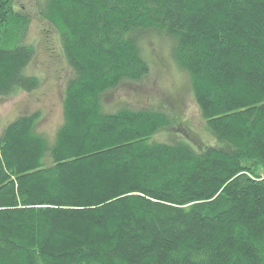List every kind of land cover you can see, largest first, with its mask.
I'll return each instance as SVG.
<instances>
[{
  "label": "trees",
  "instance_id": "obj_1",
  "mask_svg": "<svg viewBox=\"0 0 264 264\" xmlns=\"http://www.w3.org/2000/svg\"><path fill=\"white\" fill-rule=\"evenodd\" d=\"M16 5L0 0V98L40 86ZM40 16L72 74L54 133L39 111L0 129V264H264V0H42ZM149 35L224 148L151 141L179 129L165 110L105 113L149 73Z\"/></svg>",
  "mask_w": 264,
  "mask_h": 264
},
{
  "label": "rangeland",
  "instance_id": "obj_2",
  "mask_svg": "<svg viewBox=\"0 0 264 264\" xmlns=\"http://www.w3.org/2000/svg\"><path fill=\"white\" fill-rule=\"evenodd\" d=\"M41 4L42 0H17L16 5L30 17L26 41L35 48V56L24 72L37 77L40 86L30 93L0 98V129L16 116L35 111L40 112L39 131L54 133L61 123L64 86L72 71L62 54L55 31L40 16ZM141 46L149 73L137 82L124 83L105 93L102 102L107 110L105 113H114L123 107L165 110L172 114L179 129H161L151 137V141L180 142L195 151L206 145L224 148L226 143L213 139L207 132L193 100L188 76L175 66L170 57L169 39L149 35L142 40Z\"/></svg>",
  "mask_w": 264,
  "mask_h": 264
}]
</instances>
